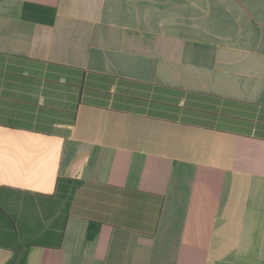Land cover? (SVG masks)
Segmentation results:
<instances>
[{
    "label": "crops",
    "instance_id": "1",
    "mask_svg": "<svg viewBox=\"0 0 264 264\" xmlns=\"http://www.w3.org/2000/svg\"><path fill=\"white\" fill-rule=\"evenodd\" d=\"M0 264H264V0H0Z\"/></svg>",
    "mask_w": 264,
    "mask_h": 264
},
{
    "label": "trees",
    "instance_id": "2",
    "mask_svg": "<svg viewBox=\"0 0 264 264\" xmlns=\"http://www.w3.org/2000/svg\"><path fill=\"white\" fill-rule=\"evenodd\" d=\"M100 230V224L97 222H90L88 232H87V237L88 239L92 240L94 239Z\"/></svg>",
    "mask_w": 264,
    "mask_h": 264
}]
</instances>
